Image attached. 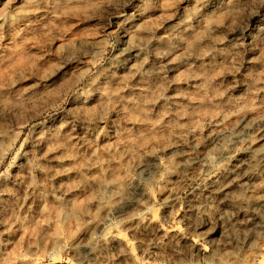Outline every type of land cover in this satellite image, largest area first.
<instances>
[{"label":"rangeland","instance_id":"rangeland-1","mask_svg":"<svg viewBox=\"0 0 264 264\" xmlns=\"http://www.w3.org/2000/svg\"><path fill=\"white\" fill-rule=\"evenodd\" d=\"M0 264H264V0H0Z\"/></svg>","mask_w":264,"mask_h":264}]
</instances>
